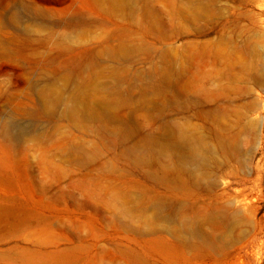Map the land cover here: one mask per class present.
<instances>
[{"label": "rangeland", "instance_id": "1", "mask_svg": "<svg viewBox=\"0 0 264 264\" xmlns=\"http://www.w3.org/2000/svg\"><path fill=\"white\" fill-rule=\"evenodd\" d=\"M246 1L205 0L211 21L192 25L186 39L179 36L185 0H120L118 7L111 0H0V264H264V127L256 138L240 135L237 150L219 152L216 185L197 187L173 183L151 164L152 151L119 145L114 131L122 126L136 139L152 138L167 119H152L150 89L141 100L146 78L133 90L123 86L112 120L87 119L70 100L74 84L100 65L148 76L161 67L168 41H218L222 34L264 41V0L260 8ZM119 41L137 46L128 62L97 57ZM51 89L59 91L57 104L42 95ZM251 107L264 117V92ZM257 164L262 181L255 185ZM226 204L238 215L227 231L218 220L205 225L210 239L183 232L189 245L175 246L167 234L148 233L156 209L165 218L160 225L182 228L193 212Z\"/></svg>", "mask_w": 264, "mask_h": 264}, {"label": "bare ground", "instance_id": "2", "mask_svg": "<svg viewBox=\"0 0 264 264\" xmlns=\"http://www.w3.org/2000/svg\"><path fill=\"white\" fill-rule=\"evenodd\" d=\"M119 1L111 0L117 7L121 5ZM174 2L176 4L177 0ZM260 2L261 0H248L244 2V6L253 7L252 3H255L260 8ZM206 4L205 0H185L181 4L179 11L183 21L180 37L187 39L188 31L190 32L188 28L210 20L207 10L209 6ZM255 17L256 14L254 19ZM259 19L261 18L256 20ZM249 38L229 41L222 34L218 41H168L165 49H161V67L155 66L148 76L136 73L135 77H129L123 68L120 73L117 68L109 71L102 65L97 71L90 72L88 68L86 80L73 86L70 97L73 109L79 110L87 119L100 120L99 117H105L112 120L115 118L113 110L121 102L123 88L126 86V90H133L146 78V83L140 87L143 93L141 100L148 101L145 93L150 89L152 119H167L165 122L159 121L161 124L156 127V136L152 138L143 135L136 139L130 129L122 126L120 130L114 131L120 138L119 145L126 147L133 143L126 148L130 153L136 150L143 154L152 151L155 158L151 164L170 176L173 183L181 181L188 185L212 188L220 177L212 168V165H216L217 154L222 152L226 155L231 149L237 150L241 143L240 135L254 133L255 136L259 128L264 127V117L254 116L251 107L253 97L264 92V41H251L252 38ZM136 47L131 42L119 41L116 46H108L97 53V57L105 55L111 62L122 65L131 59ZM81 71L85 73L84 69ZM103 78L110 79L111 86L105 85L101 81ZM69 79L68 75L62 76L64 87L69 85ZM58 90L51 89V93L43 92L42 95L53 96L52 103L57 104L61 97ZM236 102H241V105H236ZM256 172L258 174L250 181L255 185L262 181L261 167L258 164ZM245 183V179L237 181L239 185ZM231 202L238 204L246 214L253 210L250 204H245L244 199H234ZM228 206L229 204L209 206L207 210L204 209V213L193 212L189 218H183L182 228L172 227L170 223L160 225L159 222L165 218L156 209L147 222L150 229L148 233H159L160 236L167 234L175 246L189 245V241L181 235L183 232L210 239L212 235L203 231L205 225L218 220V229L227 231L237 217L238 212ZM135 231L139 232L138 229Z\"/></svg>", "mask_w": 264, "mask_h": 264}]
</instances>
